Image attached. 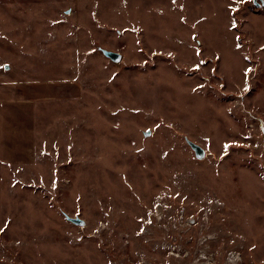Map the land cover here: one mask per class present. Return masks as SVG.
<instances>
[{"label":"rangeland","instance_id":"rangeland-1","mask_svg":"<svg viewBox=\"0 0 264 264\" xmlns=\"http://www.w3.org/2000/svg\"><path fill=\"white\" fill-rule=\"evenodd\" d=\"M0 229V264H264V0H0Z\"/></svg>","mask_w":264,"mask_h":264},{"label":"water","instance_id":"water-1","mask_svg":"<svg viewBox=\"0 0 264 264\" xmlns=\"http://www.w3.org/2000/svg\"><path fill=\"white\" fill-rule=\"evenodd\" d=\"M107 56H108L112 61H115V62H116V61L119 60V55H118V53L109 52V53H107ZM189 144H190V147L194 150V153H195V155H196L198 158L203 157V155H204V150H203L200 146L194 144L193 142H189ZM65 218H66L67 221L73 223V225H74V224H75V225H78V226H83V225H84V221H83L82 219H80V218H74V216H73V217H70V216H68V215H66Z\"/></svg>","mask_w":264,"mask_h":264},{"label":"built area","instance_id":"built-area-1","mask_svg":"<svg viewBox=\"0 0 264 264\" xmlns=\"http://www.w3.org/2000/svg\"><path fill=\"white\" fill-rule=\"evenodd\" d=\"M202 255V254H201ZM205 255V254H204ZM203 256V255H202ZM203 257H205V256H203ZM233 258H235L236 259V255H235V253L234 252H230V253H228V260H232Z\"/></svg>","mask_w":264,"mask_h":264},{"label":"snow or ice","instance_id":"snow-or-ice-1","mask_svg":"<svg viewBox=\"0 0 264 264\" xmlns=\"http://www.w3.org/2000/svg\"><path fill=\"white\" fill-rule=\"evenodd\" d=\"M0 231H3V229H0Z\"/></svg>","mask_w":264,"mask_h":264}]
</instances>
